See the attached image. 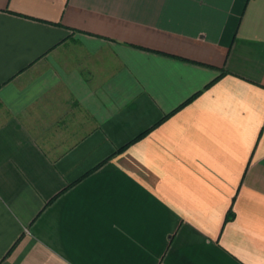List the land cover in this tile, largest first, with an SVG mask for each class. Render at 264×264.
<instances>
[{"label":"crops","instance_id":"1","mask_svg":"<svg viewBox=\"0 0 264 264\" xmlns=\"http://www.w3.org/2000/svg\"><path fill=\"white\" fill-rule=\"evenodd\" d=\"M0 264H264V0H0Z\"/></svg>","mask_w":264,"mask_h":264},{"label":"trees","instance_id":"2","mask_svg":"<svg viewBox=\"0 0 264 264\" xmlns=\"http://www.w3.org/2000/svg\"><path fill=\"white\" fill-rule=\"evenodd\" d=\"M121 150V149H120Z\"/></svg>","mask_w":264,"mask_h":264}]
</instances>
